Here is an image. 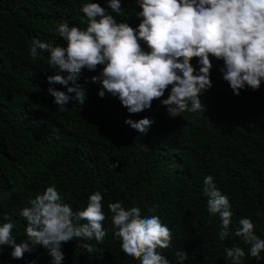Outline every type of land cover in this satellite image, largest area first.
<instances>
[{"label":"trees","instance_id":"obj_1","mask_svg":"<svg viewBox=\"0 0 264 264\" xmlns=\"http://www.w3.org/2000/svg\"><path fill=\"white\" fill-rule=\"evenodd\" d=\"M84 2L0 0V223L14 224L19 244L26 240L20 211L48 186L54 185L74 210L84 209L88 196L100 191L108 215L104 242L64 244L63 264H140L112 236L107 205L116 201L139 207L144 216L158 215L172 230L171 247L162 252L170 264H179L177 251L188 253L183 264H231L224 250L234 246L246 252L242 264H264V252L259 261L250 257L248 246L234 234L246 217L264 238V82L258 91L246 88L236 96L223 80V62L213 58V86L200 97L204 111L173 118L159 100L149 110L129 114L117 98L97 95L99 85L91 77L100 68L83 70L79 83L88 81L84 104L73 99L61 111L48 89L67 90L46 79L58 69L50 65L48 52L33 60L29 49L33 38L62 43L59 23L84 29ZM93 2L108 7L106 0ZM121 4L125 11L117 19L138 25L135 0ZM192 63L199 67L195 59ZM145 116L155 123L144 135L124 123ZM207 175L231 202V233L224 241L219 239V216L207 212L202 191ZM83 243L94 245V251L88 253ZM11 251L3 249L0 264H50L43 247L26 252L23 259H12Z\"/></svg>","mask_w":264,"mask_h":264},{"label":"clouds","instance_id":"obj_2","mask_svg":"<svg viewBox=\"0 0 264 264\" xmlns=\"http://www.w3.org/2000/svg\"><path fill=\"white\" fill-rule=\"evenodd\" d=\"M106 3L107 8L93 0L81 4L84 29L59 23L62 43L52 45L38 38L31 41V58L35 60L46 51L50 65L58 69V74L47 75V82L67 90L48 89L61 111L73 99L84 104L88 81L79 83L83 70L96 72L100 68L91 77V83L99 85L97 95L101 99L106 94L117 98L129 114L149 110L159 100L173 118L185 111H204L200 97L213 86V58L223 62V80L236 96L246 88L258 91L264 82V0H135L139 9L135 10L139 20L135 27L117 19L125 11L121 0ZM193 59L198 68L193 66ZM124 123L144 135L155 121L145 116L139 120L126 118ZM202 191L208 198L207 212L220 218L219 239L224 241L231 233V202L211 175L204 177ZM28 203L20 211L26 222V240L17 244L14 224L0 223V253L11 247L12 259H23L26 252L40 246L47 250L50 264H63L64 244L74 240L102 244L108 234L104 227L108 215L100 191L88 196L82 210L66 203L54 185ZM107 208L112 236L120 241L126 256L140 264H170L162 252L171 247L172 230L158 215L144 216L139 207H125L121 201L110 202ZM238 225L235 236L248 246L247 255L259 261L264 238L256 234L250 218L242 217ZM82 247L88 253L94 251L90 243ZM224 251L225 260L231 264H242L246 256L239 246ZM175 255L179 264L188 258L185 251Z\"/></svg>","mask_w":264,"mask_h":264}]
</instances>
